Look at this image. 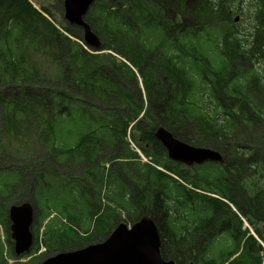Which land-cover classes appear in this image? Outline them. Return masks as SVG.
<instances>
[{
    "label": "trees",
    "instance_id": "16d2710c",
    "mask_svg": "<svg viewBox=\"0 0 264 264\" xmlns=\"http://www.w3.org/2000/svg\"><path fill=\"white\" fill-rule=\"evenodd\" d=\"M125 1L127 3H121V6L113 11L103 10L98 15L95 10H92L87 17L90 25L98 33L106 36L104 48L114 50L125 59L124 62L112 55L88 53L80 44L73 42L58 31L28 0H0V120L4 122L2 127L4 138L14 146L10 149L7 146L4 147L5 144L1 142L0 165L4 166L5 163L8 165L10 161V168L21 169L22 155L25 154L27 159L33 156V154H27L29 141L26 139L24 134L26 130L23 127L28 128L29 126H25L24 122L37 121L43 134L46 126L57 129L66 122L59 110L65 112V106L70 104V98L76 99L69 108L67 120L72 123L78 122L85 131L87 141L85 148L94 159L97 158L96 168L100 169L101 163L111 162V169L108 173L118 177L116 181L118 190L120 191L124 186L127 193L115 200L114 206H117L118 210H114V215L111 213L112 208L108 207L99 216L96 227H101L105 221L114 220V217H121V213L134 216L132 223L150 214L160 230L163 239L162 255L166 260L173 259L179 264L189 262L198 264L199 260L205 261L204 254H210L209 261L204 264H224V260H220L219 253L217 256L216 254L211 256V251L207 248L212 249L214 245L212 228L229 217H234L233 211L225 205L223 210L227 213L226 215L219 216L217 219L202 218L199 222L189 224L188 217H183L178 213L182 212L187 204L186 200L182 199L183 196H180V192H188L192 195L194 193L186 186H180L177 183L174 186L162 187L161 180H155L152 173L149 174L135 161L138 156L127 143V132L130 124L141 116L146 107L145 116L133 128L132 138L144 152L148 151L147 144L150 142L151 154L162 162L167 152L156 140L154 130L160 126L166 127L176 137L188 143L195 140L193 134L189 133L192 127L206 128V130H201L204 133L201 142L203 145H221L224 148L223 157L226 163H229L228 169H232L233 177L237 178L236 183L232 177L226 176L220 188L240 211L249 213L246 210L249 207L248 204L236 201L235 190L242 181L241 179L255 176V168L259 159L255 151L260 147L255 140H260L263 136L264 122L260 116H255L252 123L253 130L243 134L240 138H235L232 142L219 140L203 124H194L186 112L199 99L193 96L186 97V94H190L194 84L198 81L191 76L190 59L186 53L193 49L194 59L199 60L202 56L200 51L196 46L191 48L189 41H184L183 57L180 62L184 68L178 64L179 60L176 57L168 56V60L164 61L161 56L155 54L154 49H160L158 45L151 42V36L146 39V28L151 26L155 29L157 26L156 20H152L147 14V6L145 4L137 6L139 20H136L133 6L128 3V0ZM194 1L163 0L160 14L164 21H171L169 27L178 23L192 32L191 35L183 33L186 36L195 38L193 32L196 29L198 33L202 29L208 34L223 33L219 46L225 54L230 55L232 50L222 43L223 37L227 34L226 29L231 31L232 27L227 21L226 12L222 11L219 6L217 11L209 10L206 15H202L203 5L199 7L193 3ZM223 14L226 15L225 18ZM181 15L185 17L184 20L180 17ZM25 17L36 26L31 33L27 25L21 21ZM177 17L179 20L176 22ZM257 17L264 19V4L258 7L254 19L256 20ZM117 19H121V22H117ZM194 22H200L202 25L196 28ZM40 30L47 35L43 45L28 44L36 34H39ZM128 30L131 31L130 34ZM255 30L258 32V25L255 26ZM233 36L237 42L242 41L239 31L233 33ZM257 51L261 57H264L260 49ZM42 52L48 55V59H39ZM231 58L236 68H239V77L252 76L253 69L250 68L249 58L241 53ZM38 64L40 68L47 67L52 76H40V68L36 69ZM231 67L229 62L224 60L221 71L230 70ZM217 77L219 76L214 77L212 83ZM35 80H41L42 84L36 87L38 82ZM199 83L202 82L199 81ZM258 86L256 82L250 84L251 98L255 100L246 97V103H250L254 108L259 105L264 108V97L260 96ZM41 97H47L48 100L40 99ZM29 129L27 137L34 136L36 145L43 146L45 152L52 155V146H49L47 139L39 138V127L30 126ZM241 142L243 143L239 146ZM16 145L20 148L15 147ZM243 146H247L249 152ZM50 160L47 159L54 169L63 170L64 165L57 158L53 159V163ZM86 160L91 161L89 157ZM22 165L26 166L25 163ZM86 167L87 165L83 166L84 170L82 169L85 176L94 177L95 174L88 172ZM15 171L18 170L10 171V173ZM181 172L182 177L187 178L182 170ZM51 174L49 171L29 175L26 171V178L36 183ZM163 176L166 181L170 178ZM104 178L103 174L102 179ZM22 181L24 182L23 179ZM30 183H27V194L34 188L30 187ZM129 184L139 185L141 190H132L127 187ZM29 187L30 190H28ZM144 191H147V195ZM17 194H23V192L17 191ZM173 196L177 197L174 202L170 200ZM6 200H2L3 204ZM91 202L92 197L87 195L84 201L68 211L71 212L72 224L77 226L78 220L83 216L90 215L93 218L101 213L102 206H94ZM255 208L258 209V207ZM6 211L8 213V206L3 205L0 214H6ZM49 216L48 211L46 218ZM60 221L61 226L57 224L47 230L44 240L57 238L58 240L52 243L63 241V245L71 249L68 235L76 236L74 239L81 236L74 230L67 232L65 226L67 224L62 219ZM41 227L42 225L37 231ZM107 227L108 224L100 232L104 234ZM238 249L239 247L235 251ZM248 251L251 250L245 252ZM247 259L248 264H256L254 259Z\"/></svg>",
    "mask_w": 264,
    "mask_h": 264
},
{
    "label": "rangeland",
    "instance_id": "374dc122",
    "mask_svg": "<svg viewBox=\"0 0 264 264\" xmlns=\"http://www.w3.org/2000/svg\"><path fill=\"white\" fill-rule=\"evenodd\" d=\"M140 1H143V0H128V3H138ZM259 1L260 0H223V2H222V3H234L233 9L235 12V19L238 23L241 24V27L243 29L242 39L244 41H247L248 36L251 34L250 28L247 27V21L250 18V15H252L253 11H255ZM151 2L154 5V13L155 14L161 13V9H162L161 6L163 3V0H151ZM200 2H203V0H195L193 3H196L197 6H199V7H201V5H203L201 8V10H202L201 14L206 15L208 13L209 9L212 8V6L209 3L208 4H202ZM31 3L39 10H41V8L43 7L42 10L50 12L53 16V18H51V20L54 21V23L61 30L65 31V28H66L69 32H71L68 34L71 35L73 33V34L77 35L76 38H79L82 41V38H81V37H83L82 28H79L76 25H71L70 21L65 18V15H64L65 6H64L63 0H31ZM89 3H97V5L90 7L88 14L92 10H95L96 13L98 15H100V13L103 10L113 11L117 7H120L121 3H127V1H125V0H94L93 1L92 0ZM216 3H217V1H216ZM239 3H241V6L239 5ZM222 10L225 11V9H222ZM175 14H174V16H175ZM121 16H124V15H121ZM222 16L224 18L226 17L225 14H223ZM180 17L183 20L185 19V17L183 15H181ZM21 21H24V23L29 28L30 33L36 28V26L32 25L30 23V21L27 20V17H25ZM85 22L88 23L87 21H85ZM117 22L120 23L121 19H117ZM194 23L196 25V28H198L199 26L202 25V23H200V22H194ZM238 27H239L238 24L235 26H232L231 31L233 33H236L238 31ZM175 29H177V28H175ZM92 31H93V34L100 41L105 40V38H106L105 35L98 33L94 28L92 29ZM127 32L129 34L131 33V31H129V30ZM35 36L43 37V36H45V34H44L43 30H40L39 34H36ZM227 36L229 38H231L230 34H227ZM260 36H262L261 43H262V50L264 53V31L260 33ZM41 45H43V43H41ZM186 56L187 57L189 56L190 61H192L194 59L193 49L188 50L186 53ZM44 58L48 59V55L45 54V52L44 53L42 52L39 55V59L42 60ZM38 68H40V64L36 65V69H38ZM257 69L259 72L261 71L259 67ZM263 74H264V72H263ZM39 75L51 77L52 73L48 72L47 67H41L39 70ZM35 81L38 82V83H36V87H38L42 84L41 80H35ZM262 82H264V78H263ZM260 95L262 97H264L263 93H261ZM3 123L4 122H2L0 120V144H1V142H3L5 144V145H3L4 147L7 146L8 148L12 149V148H14V146L10 145L8 143V141L4 138V130H2ZM23 128H25V130H26V131H24V134L26 136V139L30 142L29 150H31V149H33V145H36V143L32 142L33 138L27 137L29 134V133H27V131H30L29 127L28 128L23 127ZM198 130H206V128H204L202 126L201 127H196V126L192 127V129L189 130V133L194 134L195 140L191 141L189 143H197L198 145H203V142H201V139L203 138L204 133L200 132ZM251 130L252 129L245 130L244 132H250ZM46 132L48 133V143H49V145H51L52 133H51V129L48 126H46ZM263 133H261V134H263ZM61 138L64 139V138H66V136H61ZM227 138H229V137H227ZM227 140H230V142H232L233 139H227ZM64 142H66L68 144H72L75 142V139L71 138V143H69L70 141L69 142L64 141ZM255 142L260 146L255 151L259 157L257 167L255 168L256 169L255 176L250 177L248 174H246L247 176H249V179H244V180L241 179L242 181L240 182V184L237 186V189L235 190V199H236V201H238L242 204H248L249 205V207L246 208V210L249 211L251 217L259 224L258 228L261 230L263 237H260L258 235V232H256L255 229L250 228V230L248 231V234L250 236H252L253 239L246 242V243H251L253 241L255 244V248L257 250H260V249H263L260 246H264V134L260 140H255ZM203 146H205V145H203ZM211 146H214V147L216 146V148H219L220 150H222V152L224 151V148L221 145L212 144ZM15 147L18 148L19 146L16 145ZM243 147L246 148L247 152H249L247 150V146H243ZM261 150H262V153H261ZM83 153H84V150L81 152L80 156H78L76 159H74L75 163H79V164L81 163L82 158H83ZM47 159L48 160L51 159L50 161L53 163V158H51V156L45 152L44 148L41 147L40 149L36 150L35 153H33L32 158L30 159L31 161L23 160L25 165L27 166V167L26 166L23 167V172H22L23 176L25 175L26 171L29 175L31 173L49 172L50 171V172H53L54 175L59 174L63 178L62 181L64 183L65 182L70 183L71 177L75 180H79L77 178H81V181L85 184L87 191L89 192L91 190L90 179L85 176V174L83 173L82 168L80 166H78L77 164H72L70 167L71 161H69L64 165L63 170H58V169H54V166H52L49 163V161H47ZM96 161H97V158L95 159V162ZM20 164H22V161H20ZM8 165L11 166L10 161L8 162ZM226 165H227V163H226ZM93 166H94V163L89 164L86 167V169L87 170L91 169V168H93ZM227 167H229V164L227 165ZM183 169H184V167H183ZM188 172H190V171H188ZM231 173H232V171H231ZM193 174L197 175V171H195ZM198 174H200V173H198ZM225 179H226V176L220 175L219 182L221 185L223 184ZM9 180H13V179H9ZM9 180H2L0 178V183H2V182L7 183ZM49 181L53 182L52 178L50 180H47V182H49ZM28 182H31L30 187L31 186L35 187L36 183L34 182V180L25 178V182L20 184V186L14 191V193L12 195H10L8 197V199L5 201L4 204L0 199V212H1V207L3 205H6V207L8 206V210L10 211V209L13 205H20L23 203V201L34 202L36 204V208H37L35 211V216H37L36 217V225H35V232L36 233L38 232L37 229L39 228V226L42 225L41 230L39 232L38 242H37L41 246V248H40L39 252L33 251V253L31 255H28V256L25 255L24 258H22V256L21 257H17V256L14 257L12 250H11V246H14V244L9 242L10 246H8V248L5 250L3 249V252L7 253V257H8L7 264H39V262L41 260H43L47 257L54 256L53 254H56L60 251L79 249V248H83V247H86V246L91 245V244L103 242L110 235L112 230L118 225V223H116L114 225V221L108 220V221H105L104 225H102L101 227L95 226L93 231L90 232V231H87V229H86V228H88L89 222L87 221V217H84V219L81 222V227H80V229H78V231L81 233L80 236H82V238L79 237L75 240L72 238H69L70 239L69 248H71V249H68V247L64 246L63 241L52 243V242L58 240L57 238H55L54 240L47 239L45 241L44 240L45 236L43 237V228H44V226H46L48 224V221L46 218L48 212L44 215L40 214L39 208H38L39 195L36 194V192L34 191V188L32 190H30V187H29L28 190H30V192H34V193L31 194L30 196H27L28 194L26 193V191H27L26 187H27ZM158 183H157V185H158ZM160 183H161V186L164 188L166 186H169L165 181H160ZM128 187L132 190H139L140 189L139 185L129 184ZM78 188H80V187H78ZM23 189H25V191H23ZM17 191L23 192V194H17ZM99 191L100 190H99V187L97 185V189L95 188L93 190V194H97V193H99ZM222 192H224V191L222 190ZM108 194H109V192L103 189L102 195L104 197V200H103L104 204L109 206L111 204L112 196H108ZM144 194L147 195V191H144ZM210 194L215 195L217 197H220L219 194H216L214 192H212ZM180 196H183L182 199H185L187 204H186V207L182 210V212H178V213L183 217H188L189 219H191V214L193 212H200L202 210V213H205V208H206V206H209V203H210V201L208 199H205V198L202 201V200H198V199L194 200L193 198L188 199L186 197V194H180ZM197 197H200V196H197ZM176 198L177 197L173 196L170 200L172 202H174L176 200ZM48 199H51L50 195L49 196L42 195L40 197L39 207H40L41 213L46 212V210H47L46 201ZM14 202H17V203H14ZM47 205L50 208H54V205H52V204L47 203ZM255 207H258V209H256ZM9 211H8V213H9ZM8 213L6 211V215L3 218L5 221L4 226H3L4 230L9 229L11 227V224L9 222ZM52 217H54V215H52ZM117 220L122 221L128 225H131L132 221L134 220V216L125 215L124 213H121V217L117 216ZM242 220L244 222V225L248 224L244 218H242ZM64 221L68 222V219L66 217H64ZM247 221H248V219H247ZM95 224L97 225V221ZM107 224H108V227L103 234L100 231L104 230L106 228ZM219 225H221V224H218L215 226V228H212V230H213L212 241L218 240V239L219 240L214 242L212 249L211 248H207V249H208V251H211V256L218 254V253L219 254H221V253L225 254L226 256H231V255H233V253H230L229 249L233 248V243L231 242V240L228 241L227 239L231 238L230 236H232V235L236 236V238H238L239 240H244L245 238L242 237L241 232L236 231L234 228H232L230 226L229 223L226 224V226L223 227L222 229H218ZM71 230L72 229L70 227H67V231L70 232ZM9 237H10V235H9ZM250 250H251V252H255L253 247H251ZM60 253H62V252H60ZM204 255H205V257H204L205 262L209 261L210 254H204ZM19 258H21V259H19ZM229 258H235V259H234V261L231 260L227 263L226 261ZM247 258L254 259L256 264H264V250H262V253H259V254L253 253V254H250L248 256L238 253L235 256H231V257L226 258L224 260V263L225 264L226 263L227 264H248ZM14 259H16V261ZM33 261H34V263H33ZM201 264H204V263H201Z\"/></svg>",
    "mask_w": 264,
    "mask_h": 264
},
{
    "label": "water",
    "instance_id": "95a60500",
    "mask_svg": "<svg viewBox=\"0 0 264 264\" xmlns=\"http://www.w3.org/2000/svg\"><path fill=\"white\" fill-rule=\"evenodd\" d=\"M91 0H66L68 17L83 28L85 41L100 47L99 39L91 32L85 17ZM159 139L168 148L170 157L188 164L203 162L209 152L205 149L190 148L176 140L167 131L161 129ZM185 148V149H184ZM179 154L177 155L176 153ZM222 161V158H219ZM33 207L31 204L12 206L10 219L13 223V238L16 251L20 255L32 246L30 227L33 224ZM161 238L151 217H144L130 230L126 224L119 225L109 238L97 245L89 246L75 252L61 253L47 259L42 264H176L166 261L161 255Z\"/></svg>",
    "mask_w": 264,
    "mask_h": 264
},
{
    "label": "flooded vegetation",
    "instance_id": "af4514ba",
    "mask_svg": "<svg viewBox=\"0 0 264 264\" xmlns=\"http://www.w3.org/2000/svg\"><path fill=\"white\" fill-rule=\"evenodd\" d=\"M29 194V193H28Z\"/></svg>",
    "mask_w": 264,
    "mask_h": 264
}]
</instances>
